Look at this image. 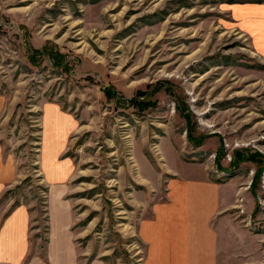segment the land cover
<instances>
[{
    "label": "rangeland",
    "instance_id": "1",
    "mask_svg": "<svg viewBox=\"0 0 264 264\" xmlns=\"http://www.w3.org/2000/svg\"><path fill=\"white\" fill-rule=\"evenodd\" d=\"M237 4L264 0H0V154L19 174L0 208L28 207L29 240L48 241L65 166L50 213L78 264H140L176 172L236 177L264 258V59Z\"/></svg>",
    "mask_w": 264,
    "mask_h": 264
},
{
    "label": "crops",
    "instance_id": "2",
    "mask_svg": "<svg viewBox=\"0 0 264 264\" xmlns=\"http://www.w3.org/2000/svg\"><path fill=\"white\" fill-rule=\"evenodd\" d=\"M232 11L239 29L264 59V4H237ZM0 157L1 198L18 181L19 174L12 161L4 159V155ZM63 168L64 174L49 182L50 224L48 241L43 245L28 239L30 214L26 205L11 209L8 215L5 214L10 204L0 208V264H78L77 245L65 238L62 207L53 205L50 213L51 196L55 200L64 191L58 186L68 175L66 167ZM171 174L174 179L167 184L165 199L155 202L148 216L139 221L137 233L145 245L140 264L263 262L258 232L249 228L237 213L239 196L249 195L236 177L214 181L203 176L194 181L182 179L176 172ZM38 247L44 248V255L39 254ZM90 264L103 263L93 259Z\"/></svg>",
    "mask_w": 264,
    "mask_h": 264
},
{
    "label": "trees",
    "instance_id": "3",
    "mask_svg": "<svg viewBox=\"0 0 264 264\" xmlns=\"http://www.w3.org/2000/svg\"><path fill=\"white\" fill-rule=\"evenodd\" d=\"M143 105H141L140 107H142ZM186 117H188L186 115ZM93 190L95 189H91V193L93 192ZM95 257H97L95 254H92L90 257H89V260L88 261H91L92 259H94ZM102 259H105V256L101 257ZM85 264H88V263H85Z\"/></svg>",
    "mask_w": 264,
    "mask_h": 264
}]
</instances>
